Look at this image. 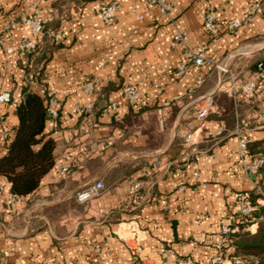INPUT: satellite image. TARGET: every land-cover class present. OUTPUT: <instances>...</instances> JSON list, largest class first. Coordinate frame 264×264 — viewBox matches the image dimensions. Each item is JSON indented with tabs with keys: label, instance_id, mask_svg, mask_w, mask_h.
<instances>
[{
	"label": "crops",
	"instance_id": "obj_1",
	"mask_svg": "<svg viewBox=\"0 0 264 264\" xmlns=\"http://www.w3.org/2000/svg\"><path fill=\"white\" fill-rule=\"evenodd\" d=\"M110 1L0 0V92L11 95L0 105V155L23 88L47 94L57 110L45 125L54 166L40 187L20 197L0 177V264H210L218 252L227 263L235 255L220 244L221 224L235 214L238 192L264 185V171L244 172L239 158L241 136L264 139V81L253 97L232 98L221 88L229 76L251 77L259 62L264 79V0L233 32L228 22L256 0H170L166 12L146 0H114L116 17L106 24L99 8ZM209 9L215 40L203 28ZM29 19L63 39L43 34L28 56L23 39L36 41ZM176 32L191 47L207 44L228 72L193 64L173 43ZM181 63L187 69L176 75ZM87 82L99 90L85 92ZM126 85L139 90L135 103L125 99ZM210 92L214 105L199 119L196 102ZM111 103L115 109L106 108ZM85 116L87 133L80 129ZM95 181L101 192L77 199Z\"/></svg>",
	"mask_w": 264,
	"mask_h": 264
},
{
	"label": "built area",
	"instance_id": "obj_2",
	"mask_svg": "<svg viewBox=\"0 0 264 264\" xmlns=\"http://www.w3.org/2000/svg\"><path fill=\"white\" fill-rule=\"evenodd\" d=\"M146 2L150 5H156L160 11L166 12L170 9L171 3L170 0H146ZM118 10V4L116 1H110L106 4L101 5L99 8V14L106 24H111L116 17V13ZM262 11V2L256 0L248 5L240 17L234 18L230 20L227 24V30L233 32L236 28L242 26L245 23H248L255 14H258ZM28 25L31 28V31L34 33L36 41H30L23 39L22 47L28 51L34 50L37 43L41 41L42 35L44 33V23L38 21L36 19L26 20ZM12 23H9L5 26V28H9ZM203 28L206 33L209 35L211 40H215L219 34L218 26L215 21L214 11L209 9L204 17ZM48 36L53 39L55 42L61 41L63 39V34L56 29H48ZM2 41V37L0 36V42ZM172 41L174 44H179L184 49L185 56L192 61L196 66H201L203 64H211L217 67L222 74H226L228 70L224 65L217 62L213 58H211L208 53V45L201 44L195 47H191L189 45V38L185 32H176L173 34ZM186 64L181 63L177 70L176 75H182L186 71ZM263 72V63H257V69L252 73L251 77L248 79H240L237 77L229 76L228 79L225 80L224 86L221 88L222 92L227 94L232 98H238L240 96L253 97L258 84L260 81H264L262 78ZM225 79L224 77H222ZM203 82L202 77L198 76L195 80V87H199ZM84 91L87 93H93L94 91L99 90V85L95 82H87L84 85ZM220 89V88H218ZM123 94L125 99L129 103H135L139 96V90L133 85H126L123 90ZM11 99V95L9 91L3 90L0 92V105L9 102ZM214 105V92H210L205 96L198 99L196 102V113L199 119H203L209 113V110ZM91 105L87 104L85 107L80 108L79 112L84 116L88 110H90ZM107 109H115L116 106L114 103L108 104L106 106ZM47 115L49 118L54 119L57 117V110L54 105V100L49 98L48 106H47ZM2 116L0 114V121ZM90 128V123L88 119L83 117V120L80 124V129L87 133ZM252 142L251 139L245 138V136H241L239 139V158L241 168L244 172L250 174H257L261 171L264 166V154H253L248 151V144ZM69 170L67 164H62L59 169V173L64 175ZM132 190L137 189V184H132ZM103 189V184L100 181H95L94 183L88 184L80 191L77 192L76 197L79 200H88L94 196H97L101 190ZM252 194L255 195V200H252V196L250 191H241L236 194V204L237 210L235 214L231 217H228L224 222H222L220 230L222 234V239L220 244H223L227 240L228 235L235 234L240 230V228H244L245 230L253 233L257 229L258 221L262 217H254L253 212L259 207L264 208V189L260 184H255L252 189ZM223 256L221 252L215 254L210 264H252L251 261L247 258L241 256H233L232 258L227 260V263L223 262ZM184 264H197V263H184Z\"/></svg>",
	"mask_w": 264,
	"mask_h": 264
},
{
	"label": "trees",
	"instance_id": "obj_3",
	"mask_svg": "<svg viewBox=\"0 0 264 264\" xmlns=\"http://www.w3.org/2000/svg\"><path fill=\"white\" fill-rule=\"evenodd\" d=\"M48 29L44 26V36ZM52 41L58 43L53 39ZM37 49L38 45L28 52V56H33ZM220 99L226 102V108L230 111L231 102L224 95H220ZM48 100L47 94L41 95L23 88L22 98L15 108L16 123L13 133L0 155V177L9 183L11 193L20 197L32 195L54 166L55 141L51 135L45 133L46 121L49 119ZM230 119L229 116L225 117L229 123ZM248 151L264 154V139L250 142ZM261 171H264V166ZM259 184L264 189V185L261 182ZM249 191L254 201L252 189ZM253 215L262 217L256 231L251 233L243 227L240 228L235 234L227 236L223 249H230V254L247 258L252 264H264V208L259 207Z\"/></svg>",
	"mask_w": 264,
	"mask_h": 264
}]
</instances>
